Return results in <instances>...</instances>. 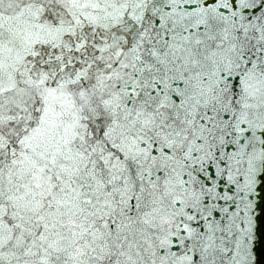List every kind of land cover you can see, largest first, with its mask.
I'll list each match as a JSON object with an SVG mask.
<instances>
[{"label":"snow or ice","instance_id":"obj_1","mask_svg":"<svg viewBox=\"0 0 264 264\" xmlns=\"http://www.w3.org/2000/svg\"><path fill=\"white\" fill-rule=\"evenodd\" d=\"M0 264H264V0H0Z\"/></svg>","mask_w":264,"mask_h":264}]
</instances>
